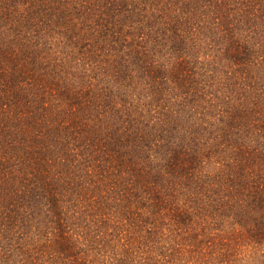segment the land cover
<instances>
[{
  "label": "trees",
  "instance_id": "1",
  "mask_svg": "<svg viewBox=\"0 0 264 264\" xmlns=\"http://www.w3.org/2000/svg\"><path fill=\"white\" fill-rule=\"evenodd\" d=\"M0 264H264V0H0Z\"/></svg>",
  "mask_w": 264,
  "mask_h": 264
}]
</instances>
